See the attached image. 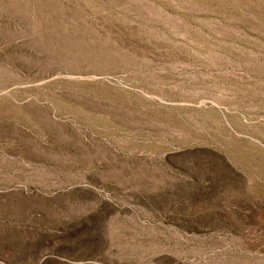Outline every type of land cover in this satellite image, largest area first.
<instances>
[{
    "label": "rangeland",
    "instance_id": "1",
    "mask_svg": "<svg viewBox=\"0 0 264 264\" xmlns=\"http://www.w3.org/2000/svg\"><path fill=\"white\" fill-rule=\"evenodd\" d=\"M0 264H264V0H0Z\"/></svg>",
    "mask_w": 264,
    "mask_h": 264
}]
</instances>
